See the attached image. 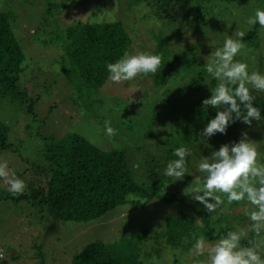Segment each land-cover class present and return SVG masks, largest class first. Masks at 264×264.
Listing matches in <instances>:
<instances>
[{
    "label": "rangeland",
    "instance_id": "obj_1",
    "mask_svg": "<svg viewBox=\"0 0 264 264\" xmlns=\"http://www.w3.org/2000/svg\"><path fill=\"white\" fill-rule=\"evenodd\" d=\"M59 1L61 0H0V10L12 12L11 27L25 53V70L20 83L27 89L29 96L35 99L34 111L38 115L34 120L25 107L6 98L0 99V120L10 127L8 143L13 147H18V155L6 150L3 151L1 160L7 158L9 168L13 172L17 169L14 173L18 178L22 177L25 183L35 175L31 178L29 172L25 173L24 169L29 166L25 160L19 158L23 157L28 161L39 163L44 142L37 136V132L53 134L56 137H63L68 132H78L103 149L116 146L122 148L123 141L120 136L109 138L106 135L104 124L106 120L101 121L99 116L103 114L109 116L113 111L117 113L125 110L131 111L134 106H136L137 117L126 122L121 127L124 129L120 132H122L121 135H126L125 141L130 139V143L134 145L124 144L127 155L132 160L137 180L141 183L147 182L144 176V163H139V160H146L152 155L165 164L168 161L160 158L163 149L166 148L162 144V139L163 142L166 140L169 143L172 140L173 143L180 145L179 135L174 136L173 132L179 128L177 124L182 121V117L176 118L175 121L170 113L169 116L164 115L168 100L175 102L174 96L165 92H177L178 87L186 86L182 106L192 105L199 100L202 104L204 99L211 96V90L214 88L210 87L208 82H204L201 86L199 85L198 90L192 89L190 87L192 76L199 71V73L207 74L209 79L213 78L207 73L205 67L211 59V53L222 48L224 41L229 37L235 39L236 32L243 31L247 34L252 31L255 25H249L247 21L255 16L257 9L262 10L261 2L258 0H206L204 3H197L196 0H172L170 7H166L164 12H171L173 16L164 18L165 13H155L157 7L148 6L142 1L130 8H125L128 2L125 0H79L76 5L65 9L64 18L88 17L90 12L98 10L99 20L122 21L132 41L129 54L153 50L155 47L153 35L159 30L164 34L166 45L173 53L189 48L187 58L194 57L199 62V65L195 64V67L186 65L178 69L163 86H154L149 76H138L134 80L121 84H114L108 78L105 85L97 91L94 110L86 111L79 109L76 104L75 100L79 94L73 89L61 68L63 63L57 48H54L52 44L43 43V40L52 36L54 30L58 29L57 26H60L56 15L61 13V10H53L54 16L46 20L43 16L46 4ZM209 2H212L211 4L215 7L212 11L209 9ZM92 18L95 19V17ZM257 37L258 45L245 44L246 47L235 59L246 62L249 66V73L258 71L264 74V27L260 25ZM119 98L134 103L129 104L128 108L126 103L115 107L114 100ZM154 107H156L157 119H161L166 125L162 126L156 119L152 127L148 125L146 128V123H152L150 119L153 116ZM109 109H111L110 113ZM206 111L211 115H216L217 109L209 106ZM108 120L116 122V117L113 116ZM206 126L207 124L203 129ZM245 132L248 138L256 143L261 162L264 163V122L241 128L230 139H228V134L220 133L210 138L204 137L203 142L200 141L192 151L191 160H195L196 165L201 159L210 158L211 153L218 150L222 144L238 142ZM167 134H172L171 139L166 138ZM165 168L163 167V171ZM19 170L22 171L17 175L16 172ZM190 175L191 178L188 181L183 179L175 181V178H171V182L163 186V193H168L169 188L176 193L177 198L183 197L185 203H194V200L184 195L183 192L192 183L195 175L202 174L197 168L190 171ZM0 182H2L0 186L7 185L3 180ZM238 207L228 208L230 213L235 215L234 219L246 215L235 212ZM179 208L188 212L187 205L183 206L179 199L168 204L152 198L140 210L132 208L127 203L119 204L99 220L87 225L74 221H51L45 224L40 219L35 220L33 215V218L28 216L35 213L34 209L20 208L14 211L10 207V202L1 201L0 252L3 258L0 259V264H42L40 250L50 256L43 264H69L72 254L78 252L81 245L87 241L103 239L117 241L119 247H123L129 254L134 250L137 252V247L143 244L141 250L138 251V256L146 264H198V261L207 258V253L197 256L191 251L185 252L181 247L165 246L163 239L159 237L163 218ZM202 208L205 209L204 206ZM246 219L241 226L234 221L233 224L249 229L251 226L248 216ZM147 227L150 231L148 238L143 241L141 240L144 239L142 235H145L144 229ZM253 240L261 244L260 251L264 256V234ZM128 241H131V246ZM157 242L162 244L160 255L148 254L152 248L156 247ZM215 243L207 244L212 246Z\"/></svg>",
    "mask_w": 264,
    "mask_h": 264
},
{
    "label": "trees",
    "instance_id": "obj_2",
    "mask_svg": "<svg viewBox=\"0 0 264 264\" xmlns=\"http://www.w3.org/2000/svg\"><path fill=\"white\" fill-rule=\"evenodd\" d=\"M78 1L61 0L54 4H46L43 14L46 20L54 16L53 10H61V13L56 15L60 26H57L58 29L54 30L53 34L51 33L52 36L43 40V43L52 44L54 48H57L59 56L62 58L63 65L61 68L73 89L79 94L75 100L78 108L93 111L97 91L105 85L110 75L107 71V65L122 58L124 53H128L132 41L122 21L99 20L98 10L90 12L88 17L64 18L63 12L65 9L71 5H76ZM125 1H128L125 8L137 5L141 1L148 6L153 5V7H157L155 9L157 14L165 13V8L170 7L172 3V0ZM205 1L196 0L197 3H204ZM258 1L261 2L262 10H264V0ZM211 3L209 2L210 11L215 8ZM163 16L164 18H171L173 15L168 12ZM92 17H95V19ZM193 18L192 16L191 19L193 20ZM12 19V12L0 10V99L6 98L25 107L27 113L36 120L38 115L34 111L35 99L29 96L27 89L20 83L22 73L25 70V53L20 41L12 30ZM258 27L259 24H255L252 31L245 35L244 44L250 46L258 45ZM153 37L155 47L149 53L162 56V64L159 71L155 75H148L152 78L154 86H163L172 74L186 65H192L193 67L199 65V62L194 57L187 58L189 48L173 53L167 47L162 32L158 30ZM190 82V87L194 90H198L204 82H208L212 88L217 85V80L214 78L209 79L207 74L204 72L199 73V71L192 76ZM186 89V86H181L177 88V92H165L168 95H173L175 102L168 100L164 115L169 116L170 113V116L175 121L176 118L182 117V121L177 124L179 128L173 132L174 136L179 135L180 145L179 143H173L172 140L169 143L166 140L163 142L162 139V144L166 148L163 149L160 158L168 162L176 159L173 152L180 146L189 148L191 152L194 151V148L204 139L201 136L203 127L215 117V115H211L206 111L201 104V100L183 107L182 102L185 99ZM252 95L255 97L254 106L261 110V116L264 118V94L253 89ZM36 96L38 97V95ZM114 101L115 107L126 103L125 105L128 108L129 104L134 103L122 98ZM156 107L158 108L157 104ZM156 107L153 108V116L150 119L152 123H146V128L148 125L152 127V124L157 119ZM135 110L136 106L131 111L125 110L119 113L113 111L109 116L104 114L99 116L101 121L108 120L113 116L116 117V122H111V126L119 130L115 136H120L123 141L122 148L116 146L110 149H103L78 132H68L63 137L37 132V136L42 138L44 142L43 153L41 160L38 161L39 163L28 161V159L21 156L19 158L20 160H25L29 166L24 169L25 173L29 172L31 178L33 175L35 177L26 181L23 194L17 196H13L8 191V185L0 186V202H10V207L14 211L20 210V208L25 210L34 209L35 213H31L28 216L33 218V215L35 220L40 219L45 224L51 221H74L87 225L99 220L109 210L119 204L127 203L132 208L140 210L152 198L168 204L175 199H179L183 206L187 205L188 212L179 208L176 212L167 214L163 218L159 237L163 239L165 246L168 245L172 248L181 247L185 252H189L193 248L196 238L201 234L205 236L207 243L213 244L226 235L228 231L235 230L236 227L241 226L244 220H247V215L234 219L235 215L231 214L228 208L233 209V207L239 206L235 212H240L242 215V213H245L246 207H249V209L252 207L246 202L233 203L227 206L225 211L217 209L215 213L210 214L196 201L190 204L185 203L183 197H180L181 199L177 198L176 193L169 188L167 189L168 193H163V186L171 182V177L166 176L164 174L165 171H163V167H166L168 162L165 164L161 163L152 155L146 160H139V163H144V176L147 182L141 183L137 180L132 160L128 157L126 146L124 145L125 143H130V139L125 141L124 138L127 139L126 135H121L122 132H120L124 129L121 127L136 116L137 111ZM110 111L111 109H109V113ZM157 121L162 126L166 125L161 119H157ZM252 124L257 125L258 122L253 121ZM248 127V125L239 120L231 123L226 131L229 136L228 139L236 135L241 128ZM9 131L10 127L7 123L0 120V160L3 151L6 150L18 155V147H13L8 143ZM171 135L167 134L166 138L171 139ZM130 144L134 146L133 143ZM187 161L189 174L185 175L184 181L190 180V171L197 169L199 164L195 165V160L192 161L191 156L187 158ZM21 171H17V175ZM20 179L24 181L22 177ZM233 221L239 226L234 225ZM251 223L250 221V226ZM144 231L145 235H142L144 239H141L143 241L148 238L150 229L147 227ZM255 238V234L249 231L248 237L242 240L241 243L247 246L248 241ZM128 243L131 246V241H128ZM142 245L137 247V252L134 250L133 253L129 254L123 247L120 248L115 240L87 241V243L78 248V252L76 251L72 254L69 264H146L138 256V251L141 250ZM161 245V242H157L156 247L152 248L148 254L160 255ZM40 252V260L43 264L45 259L50 256L44 254L41 250ZM0 254L2 253L0 252Z\"/></svg>",
    "mask_w": 264,
    "mask_h": 264
},
{
    "label": "clouds",
    "instance_id": "obj_3",
    "mask_svg": "<svg viewBox=\"0 0 264 264\" xmlns=\"http://www.w3.org/2000/svg\"><path fill=\"white\" fill-rule=\"evenodd\" d=\"M247 23H258L264 27V10L257 9L255 16L249 18ZM245 35L243 31H238L236 39H226L222 48L211 53V59L205 66L207 73L218 83L202 104L205 109L211 106L217 112L203 129L202 137L226 134L228 126L238 120L248 126L253 121L264 122L261 110L254 106L255 97L252 95L253 89L264 92V74L258 71L249 73L248 64L235 59L246 47L243 43ZM161 64L162 56L158 54L126 52L116 62L109 63L107 71L112 83L121 84L141 75H155ZM104 124L109 138L117 135L111 121L106 120ZM173 155L176 159L168 162L164 174L175 178V181L182 180L189 174L187 158L192 152L180 146ZM198 172L202 175H195L183 194L202 204L210 214L217 209L225 211L233 203L246 202L252 206L250 209L245 208V214L252 222L249 229L236 227L212 246L207 244L204 235L196 238L190 251L197 256L207 253V258L198 261V264H264L260 243L252 239L247 246L241 243L248 237L249 231L256 237L264 234V163L261 162L256 143L245 132L238 142L222 144L211 153L210 158L201 159ZM0 180L8 185V191L13 196L23 194L25 182L9 168L7 160H0Z\"/></svg>",
    "mask_w": 264,
    "mask_h": 264
}]
</instances>
